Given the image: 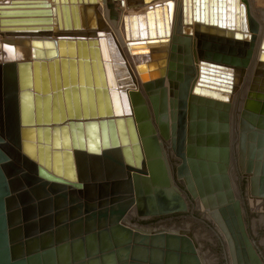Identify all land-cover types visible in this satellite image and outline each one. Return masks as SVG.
Masks as SVG:
<instances>
[{
  "label": "water",
  "instance_id": "obj_1",
  "mask_svg": "<svg viewBox=\"0 0 264 264\" xmlns=\"http://www.w3.org/2000/svg\"><path fill=\"white\" fill-rule=\"evenodd\" d=\"M208 1L214 25L223 27L217 13L231 20L234 11L244 13L235 0H182L184 21L187 14L208 20ZM30 6L47 8L18 10ZM152 11L151 5L147 14ZM36 12L54 21L45 1L0 4L1 17ZM18 22L1 18V30ZM98 37L100 52L96 41L88 44L93 76L88 45L77 44L78 81L75 43L60 40L63 75L60 80L58 60L50 61L51 85L45 60L57 54L54 41L6 44L24 61L8 85L10 96L0 93V264H264V149L258 156L248 152L242 174L232 170L230 102L199 95L205 83L232 89L235 67L247 68L252 51L205 45L191 104L186 81L179 101L170 104V125L165 95L153 92L164 72L149 81L145 65L136 66L147 101L115 30ZM134 46L133 54L147 52ZM244 115L259 121L255 132L264 134L263 116ZM169 145L180 160L175 174ZM102 163L106 175L98 174ZM244 176L251 196L263 199L260 205L248 203ZM139 217L161 218L151 223Z\"/></svg>",
  "mask_w": 264,
  "mask_h": 264
},
{
  "label": "bare ground",
  "instance_id": "obj_2",
  "mask_svg": "<svg viewBox=\"0 0 264 264\" xmlns=\"http://www.w3.org/2000/svg\"><path fill=\"white\" fill-rule=\"evenodd\" d=\"M10 0H0V4H6ZM26 1V0H22ZM27 1H45L54 8V21L46 22L48 15L44 12H36L29 14H18L13 16H0L4 19H18V23L3 25L6 30H1L0 26V93L5 96L8 93V85L14 81V77H18V63L24 61L23 55L15 48H10L6 44L8 41L19 40H36L54 41L56 43V56L51 57L46 62V75L49 84L51 85V75L49 71V62L55 59L58 60V73L60 80L62 79V60L63 56L59 54V42L74 41L75 53L74 67L77 81L79 79V61L77 59V44L85 42L87 45L90 41H96L99 52L101 51L98 34L107 33L115 30L117 37L123 47V50L128 58V61L134 71V74L139 82V85L144 93L143 96L148 101V93L145 91L144 85L141 82L136 71V66L144 64L146 68L147 80H151L152 75L164 72L163 83L153 85V92L161 99L165 95L167 101L166 112L170 119L171 102L179 101L180 84L187 81L188 87L186 90V105L191 104L190 96L193 94L190 90L195 82L199 81L200 69L202 67L200 61L203 48L205 45H219V49H232L236 54H247L252 51L250 65L247 68L235 67L234 74L236 76L233 88H229L228 92H222L221 86L216 84H207L200 90L199 95H203L208 99L218 98L230 102L231 106V134L230 146L232 150V166L238 164L240 170L246 171L247 160L249 157L247 146L249 145V133L252 130H259L261 124L249 117L246 118L244 113L257 114L264 117V109L255 111L251 109L250 104L257 96L259 89L263 97L259 103L264 108V60L261 62L262 44L264 41V9H259L254 5V0H235L243 7L244 13L241 15L234 11L233 19H229L226 14L224 18L219 17L217 13L216 22L223 21V27L214 25L211 20V5L208 1V20H202L201 16L188 18L184 21L182 11V0H27ZM153 6L151 14H147L149 7ZM156 5H160L156 8ZM44 6H30L18 8V10H44ZM49 8V7H48ZM262 8V7H261ZM192 11L193 8L191 7ZM8 10V9H6ZM227 10V9H226ZM8 29V30H7ZM239 35L236 37V35ZM145 45H141L142 43ZM147 43H153L148 44ZM130 44L135 45L134 50L140 51L147 49V52L137 54L131 53ZM65 57L67 62V77L70 75V60L67 57L68 46L65 43ZM102 66H104L103 58L100 53ZM88 68L93 76V67L89 45L87 47ZM33 60V59H32ZM42 61V60H39ZM170 64L173 67L170 68ZM150 66V68H148ZM209 70V69H208ZM104 75L106 72L103 67ZM83 75L86 72L85 63L82 62ZM233 73V71H230ZM256 74L254 79L249 99L244 104V110L240 118V134L234 125L233 110L238 107L239 96H241L242 88L247 79ZM219 78L218 75H213ZM253 79V78H252ZM0 80V83H1ZM232 81V79H230ZM171 82L173 85L171 86ZM175 83L178 84L176 87ZM213 86V88H212ZM246 86V85H245ZM51 93L53 91L51 90ZM242 93V94H241ZM195 94V93H194ZM241 94V95H240ZM259 95V94H258ZM53 96V95H52ZM7 99V96H6ZM9 99V97H8ZM241 104V103H240ZM242 107V104L240 105ZM6 103L4 100V109ZM238 109V108H237ZM176 111L179 112L177 109ZM237 124V122H236ZM171 125V119H170ZM239 125V124H238ZM51 126V125H50ZM239 127V126H238ZM264 129V127H262ZM239 131V130H238ZM238 146V158H236V147ZM102 162L105 160L102 158ZM103 166L100 167L99 175H106ZM89 175L93 177L91 172ZM251 197V198H250ZM249 203L260 205L258 197L251 196L249 184ZM254 200H253V199Z\"/></svg>",
  "mask_w": 264,
  "mask_h": 264
},
{
  "label": "rangeland",
  "instance_id": "obj_3",
  "mask_svg": "<svg viewBox=\"0 0 264 264\" xmlns=\"http://www.w3.org/2000/svg\"><path fill=\"white\" fill-rule=\"evenodd\" d=\"M254 5L257 8H259V9H264V0H254ZM255 77H256V74L251 75L247 79L246 83L244 84V86L242 88L243 89L242 90V93L243 94L241 93L242 95L240 94L241 96H239L240 98H239L238 103H237L238 104V107H237L238 109L235 108V110L233 112L234 113V119H235V121H234L235 129L237 128V136H236L237 138H235V139H237V142H238V138H239L238 132L240 134V129H239L240 128V118H241L242 112L244 110V104H246V102L249 99V94H250V91H251V88H252V85H253V82H254ZM258 94L255 97V99L252 101V103L250 104V107L251 108L252 107L255 108V107H257L259 105V100L263 97L262 92H261V88L259 89ZM240 103L242 104V107L240 106L241 105ZM236 122H237V124H236ZM254 123H255V121H253L252 124H254ZM249 135H250L249 136L250 142H249V145L247 146V150H248V152L250 154H252L253 152H255L256 155L258 156L260 154V152L264 149V138H263L264 134L262 132L256 133L254 130L253 131L251 130L250 133H249ZM236 158H238V146L236 147ZM257 163H258V161H256L254 167H257L258 168V164ZM232 170L241 173L240 167L238 166L237 163L232 166ZM244 178H245V176H244ZM247 183H248V180H247ZM250 198L248 200V203L251 202L250 201Z\"/></svg>",
  "mask_w": 264,
  "mask_h": 264
},
{
  "label": "flooded vegetation",
  "instance_id": "obj_4",
  "mask_svg": "<svg viewBox=\"0 0 264 264\" xmlns=\"http://www.w3.org/2000/svg\"><path fill=\"white\" fill-rule=\"evenodd\" d=\"M170 146V145H169ZM168 148V150L170 151V157H171V159H175L177 162L175 163V165H173L172 166V168H173V173L175 174V172H176V166L180 163V160L176 157V152H174L173 150H172V148H171V146L170 147H167ZM175 176V175H174ZM245 181H247V178H245L244 179ZM241 199H243V198H241ZM195 204V202H193L191 205H190V207L191 208H193V209H195L194 207H193V205ZM193 209H192V211H190V213H193V215H195V212H196V210H194L193 211ZM137 214V213H136ZM182 214H184V213H177V214H173V215H182ZM138 216V215H137ZM172 216V215H171ZM161 217H148V218H138L139 219V221H141V222H151V223H153V222H157L159 219H160ZM244 220H245V223H246V226H247V230H248V225H247V221H246V219H245V216H244ZM248 233H249V230H248ZM250 235V234H249ZM251 238V237H250Z\"/></svg>",
  "mask_w": 264,
  "mask_h": 264
}]
</instances>
